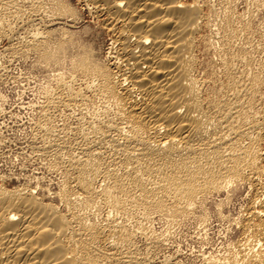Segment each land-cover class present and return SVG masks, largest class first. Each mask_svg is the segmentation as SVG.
Returning <instances> with one entry per match:
<instances>
[{"label":"bare ground","instance_id":"bare-ground-1","mask_svg":"<svg viewBox=\"0 0 264 264\" xmlns=\"http://www.w3.org/2000/svg\"><path fill=\"white\" fill-rule=\"evenodd\" d=\"M9 1L0 8V36L24 25V10H13ZM199 1L88 0L112 34L108 62L97 61L93 52L80 54L74 68L87 76L84 89L92 95L73 86L74 73H57L60 88L52 103L71 109L96 96L109 105L79 118L72 145L43 113L38 127L45 137L36 148L66 179L57 190L37 175L36 183L0 180V264H182L157 262L165 241L144 221L189 214L199 198L233 184H248L253 194L233 219L238 237L227 256L203 264H264V112L253 110L264 79L235 67L248 59L251 44L234 43L240 32L232 11L222 23L221 86L209 87V76L198 74L195 50L205 20ZM39 8L34 3L30 11L37 17ZM55 15L50 24L58 23ZM36 26L26 38L14 37L12 50H37L43 61L57 60L66 39L54 54L52 28Z\"/></svg>","mask_w":264,"mask_h":264},{"label":"rangeland","instance_id":"rangeland-1","mask_svg":"<svg viewBox=\"0 0 264 264\" xmlns=\"http://www.w3.org/2000/svg\"><path fill=\"white\" fill-rule=\"evenodd\" d=\"M4 1L7 3L9 0H0V8L5 4ZM10 1V7L13 10H24L22 13L25 14V21L24 25L21 23L22 26L21 24H18L19 27L18 25H13L15 28L12 26L9 35L0 36V180H3L5 176L7 178L6 182L9 183L10 186L17 185L18 183H25L29 180L32 183H36L35 175H37L40 176L41 180H43L47 186L57 190L59 186L64 183L66 173L59 168L58 170L52 169L49 166L48 158L38 153V148L36 147L41 145L45 137L43 131L39 129L38 123L43 120L42 118L46 116H44V114L47 113V116L51 118V123L58 130L61 138L64 140L67 139L69 142L68 144H75L76 137L78 136L77 130L82 124H80L81 117L83 115L89 116L90 111L99 109L108 104V102L100 97L91 96L89 100L86 101L87 104L82 105L84 107L83 110L82 106H76L78 109L76 107L70 109L63 105H57L56 107L52 103L53 98H56L58 95L60 88L59 79L56 74L64 73L70 76V73H74L76 77L73 80V86L83 89V91L85 90L89 95H92V90L84 89L86 84L84 81H87V76L76 71L74 62L80 58V54L84 55L85 53L93 52L94 54L92 55L97 61L107 63L109 52L112 47V34L105 27L103 17L98 16L95 11L93 12V9L91 11V6L90 8L88 7V0ZM185 1L187 3H194V0ZM199 2L203 5L205 20L198 34V42L195 50L198 60L196 63L198 74L203 75L205 78L209 76L211 80L207 78L210 81L209 87H213L215 83L214 88L221 86L220 84H222L223 79L218 77L221 76L224 78V64L222 65V63H225L222 61L224 55L220 48H223L224 44L222 43L224 38H222L223 34L221 33L223 31L222 23L224 14L228 13V11L229 13L232 11L233 13H231L238 17L234 27L236 26L235 28H238L240 32V35L237 36L238 39L237 37L234 38V40L238 42L234 41V43L244 44L245 42V45L251 44L249 45L250 56L249 54L248 56L245 55L248 59L242 58L245 60H243V62L240 61V64L237 61L236 64L238 63V65L235 67L237 70L239 69L238 71L240 72L241 70L245 72L246 68H248L246 71L247 73L245 72L247 75H252L257 71L256 74L259 75L260 73L263 77L260 75L259 77L263 80L264 0H200ZM34 3L40 6L39 11L36 13L37 15L39 14L37 17L33 11H30ZM15 6L17 8H15ZM55 6L63 9L60 11L61 14H56L58 23L55 22L50 24L49 21L53 18V12L55 15ZM32 12L37 21L32 20L35 19L32 17ZM27 15H30L31 18ZM51 16L52 18L50 19ZM243 16L245 17L244 19ZM39 17H45L44 20L42 19L44 22L41 21ZM209 19L210 21L208 22ZM30 21L33 22L30 23ZM214 21H216V23ZM249 21L252 22L249 23ZM45 24L47 26H45ZM248 24H250L251 27L250 25L248 26ZM40 25V29L42 27H50L49 30H51L52 28L51 33L53 37L50 40L51 52L54 53L56 49L59 50L62 43L65 41L66 44L63 45L65 46L63 48H66L64 49L66 53L63 49H60L63 51L59 50V53L62 55H60L58 51H56L57 53L55 52L61 59L57 57V60L54 61L45 59L43 61V57L40 56L41 54L37 50H29L25 54L12 50V45L16 43L19 38H26L35 30V26L37 28ZM214 25H216V27ZM243 25L245 28H249L245 29ZM54 28L57 29L54 31ZM240 28H242L241 30L243 31H241ZM249 31L250 33H248ZM14 37L17 40L13 39ZM262 37L263 39H261ZM219 51L222 53H219ZM250 51L252 53H250ZM59 60L62 61L60 62ZM251 69L253 71H251ZM248 71L249 73L251 71V73L249 74ZM65 77L68 76L66 75ZM215 77H217V80ZM214 80H216V82H214ZM212 81L214 83H212ZM217 82H219V84ZM261 85L259 88L261 96L258 93L259 97L257 96L253 109L256 110L257 115L264 112V82ZM104 102H106V104ZM258 110L259 113L257 112ZM78 138L79 137H77V139ZM234 185L235 184L229 186L224 192L214 193L205 198H199L198 202L193 207V212L189 214L178 216L173 220L172 218L170 219V217L156 215L151 221H144L143 225L146 226L145 228L147 230L149 229L152 233L160 235L161 238L163 237V241H165L163 247L157 252L158 263L168 258L171 259V262L178 261L182 264H203L204 261L211 256L219 259L224 258L225 255L227 256L229 245L237 239L239 234L233 219L237 218L245 209L253 195L250 185ZM220 212H222L223 216ZM128 220V225L131 227L135 226L134 219L128 218ZM144 241L145 238H138L139 246L143 250L146 249V241Z\"/></svg>","mask_w":264,"mask_h":264}]
</instances>
